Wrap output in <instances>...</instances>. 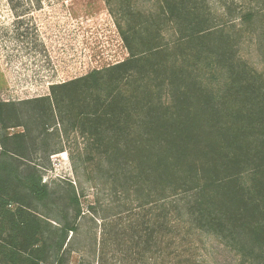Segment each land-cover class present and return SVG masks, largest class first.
<instances>
[{"label":"trees","instance_id":"1","mask_svg":"<svg viewBox=\"0 0 264 264\" xmlns=\"http://www.w3.org/2000/svg\"><path fill=\"white\" fill-rule=\"evenodd\" d=\"M133 10L116 21L123 60L0 101V264L69 262L83 192L43 181L34 146L46 138L30 125L49 122L80 136L84 176L108 193L86 210L99 257L113 246L134 264H203L193 239L207 235L238 264H264V0Z\"/></svg>","mask_w":264,"mask_h":264},{"label":"rangeland","instance_id":"2","mask_svg":"<svg viewBox=\"0 0 264 264\" xmlns=\"http://www.w3.org/2000/svg\"><path fill=\"white\" fill-rule=\"evenodd\" d=\"M156 3L157 0H0V101L18 103L47 95L51 84L123 60L127 50L117 19L127 8L150 12ZM241 55L254 68H262L250 43H244ZM34 106L23 105L29 110ZM30 126L35 136L46 138V144L34 146L40 151L34 155V162L43 181L49 187H65L71 182L78 190L82 188L80 199L85 212L78 219L79 232L71 242L68 264H134L133 256H126L117 247L108 246L102 258L96 243L93 252V235H98L100 228L95 214L86 211L87 206L98 199L108 203V193L92 187L84 176L77 153L82 145L80 136L74 130L64 132L57 122L47 123L44 132L36 123ZM52 149L62 151L46 156L44 152ZM200 241L193 239L203 264H238L236 254L219 241L207 235Z\"/></svg>","mask_w":264,"mask_h":264}]
</instances>
